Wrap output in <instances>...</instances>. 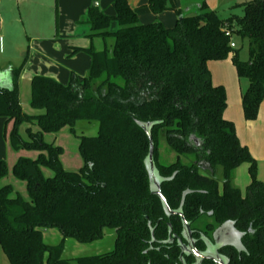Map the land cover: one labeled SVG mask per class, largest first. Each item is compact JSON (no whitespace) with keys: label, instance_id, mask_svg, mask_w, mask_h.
I'll list each match as a JSON object with an SVG mask.
<instances>
[{"label":"trees","instance_id":"obj_1","mask_svg":"<svg viewBox=\"0 0 264 264\" xmlns=\"http://www.w3.org/2000/svg\"><path fill=\"white\" fill-rule=\"evenodd\" d=\"M198 2L193 16L179 13L182 19L173 28L139 22L141 15L174 9L173 0H149V6L137 9L127 0H115L114 15L91 7L88 38L101 39L104 50L71 48L70 57H90L83 79L71 72L65 85L34 77L30 107L38 114L25 113L20 100L19 80L28 57L12 69L11 87H0V118L14 125L15 150L39 156L20 158L13 169L15 178L26 184L30 201L2 184L8 168L0 161V248L9 264L193 261L182 256L177 242L164 243L172 235L182 236L184 227L151 194L145 165L150 142L138 123L153 124L154 160L170 209L182 210L192 228L206 218L219 226L233 223L242 238L238 248L224 251L229 264H264V183L235 124L224 118L226 90L213 85L208 68L209 62L232 56L239 78L249 82L242 99L244 117L257 120L264 101V0L236 5L243 16L228 18L210 10L206 0ZM114 23L117 31L111 30ZM235 38L248 42L247 61L240 59V49L231 48ZM81 121L97 122L98 135L80 137L83 164L78 171H67L63 148L46 143L44 135L65 128L75 133ZM162 141L177 154L175 162L165 163ZM245 164L250 176L246 197L234 185L235 171ZM44 168L54 176L45 177ZM43 229H57L60 244H47ZM106 229L116 231L112 252L64 258L66 240L93 244L103 239Z\"/></svg>","mask_w":264,"mask_h":264},{"label":"rangeland","instance_id":"obj_2","mask_svg":"<svg viewBox=\"0 0 264 264\" xmlns=\"http://www.w3.org/2000/svg\"><path fill=\"white\" fill-rule=\"evenodd\" d=\"M240 1L246 0H236L235 3ZM82 3L83 0H56L58 13L57 30L55 29L54 21L51 19H47L44 15L36 17V13L40 11L39 8H34L33 14L31 11L24 10V5H21L20 7L15 6L13 13H10L11 15L7 13L5 16L7 22L13 17H24V25L21 24L20 28L24 30L23 27H25V31L33 35L30 44L34 56H32L31 64L23 67V73L20 78L23 83V90H25V82L27 80L32 82V79L36 76L51 78L65 85L69 82L71 72H74L79 79H83L87 75L90 67V57L86 53H80L76 59H74L75 56L70 57L71 47L83 49L93 47L97 51L104 50L105 45L101 39H94L92 41L88 38V34L90 33L89 23L86 22L87 20L84 16H78ZM97 3L98 7L105 11L106 14L114 15L112 0H92L88 7H95ZM223 11L229 13L228 9ZM236 12L242 14L243 11L236 9ZM168 14L165 11L157 14V16L163 15L164 19H166ZM170 19L169 17V21L165 20L166 22L163 25H170ZM117 29L118 26L114 23L111 30L117 31ZM113 44V40L108 41L109 47H112ZM236 44L238 45L237 49L241 50L240 59L247 61L249 59L248 42L239 39ZM13 65L16 68H20L22 63ZM24 96L21 99L24 112L28 115L38 114L37 111L30 107L28 102L29 98L25 100ZM13 128L14 125L12 122H7L5 118H0V161H4L8 168V175L2 181V184L13 187L16 195L21 196L26 201H30L26 184L15 178L13 169L20 158L35 160L38 158L39 153L35 151L15 150L11 142ZM74 130L75 133H71L69 128H65L59 133L44 135L46 143L63 148L64 154L61 156V161L63 168L67 171H78L80 169L83 163L79 152V139L80 137H96L98 135L99 125L97 122L81 121L76 124ZM21 134L24 138L26 137L25 127L21 128ZM160 154L165 163H173L177 160V154L169 152L164 141L161 143ZM247 167V164L243 165L234 180V184L241 189L244 197L247 195V187L250 184L249 172L248 170L245 171ZM43 172L47 178L54 176L52 170L44 168ZM217 178H221L220 171ZM42 231L47 244L58 245L62 241V235L57 229H43ZM115 241L116 231L112 229H106L103 239L93 244H80L71 239L66 240L64 258L73 260L110 253L114 250ZM0 264H9L7 256L1 248Z\"/></svg>","mask_w":264,"mask_h":264},{"label":"crops","instance_id":"obj_3","mask_svg":"<svg viewBox=\"0 0 264 264\" xmlns=\"http://www.w3.org/2000/svg\"><path fill=\"white\" fill-rule=\"evenodd\" d=\"M91 1L92 0H83V3L80 5L78 14V16L80 17L84 16L87 20V23L89 20L88 13L91 8L88 6ZM127 1L133 9L149 6V0ZM235 1L236 0H206V4L210 10L217 12L221 17L228 18L231 15L242 17L243 12L242 14H238L236 12V9L241 8L235 6L238 4H243L250 0L240 1L238 3H235ZM114 2L115 0H112L113 6ZM172 4H174L175 8L167 11L169 14L166 19H164L163 15L157 16V14L150 12L141 15L139 17V22L143 25H148L154 22H161L163 24L166 21H169L170 17V25L167 24V27L164 25L163 26L166 28H173L181 17L179 16V13L193 16V14L198 9L197 6L199 5V2L198 0H173ZM21 5H24V10L31 11V13L33 14L34 8H39L40 11L36 13V17L44 15V17H46L47 19H51L52 21H54L56 27L55 29L57 30L58 13L56 0H7L6 3L5 0H0V87H11V71L12 69L16 68L13 64H23L25 58L28 57L25 65L29 66L32 62V56H34L33 51H31L30 44L33 35L31 33L29 34L28 31H25V27H23L24 30L20 28L21 24L24 25V17H13L8 22L5 17L7 13H13L15 6L20 7ZM170 5L171 3H168V6ZM95 7L100 9L98 7V3ZM225 9H228L229 13L224 12L223 10ZM100 10L103 11L102 9ZM237 40H239V38H235L234 42L237 43ZM77 56H75L74 59H76ZM208 68L211 73L213 85L223 86L226 90L228 105L224 113V118L235 124L237 136L241 144L249 149L251 155L257 161L258 178L264 183V101L261 105L257 120L251 122L246 121L243 112L242 99L245 91L249 86V82L247 79L239 78L237 70L232 62V56L230 55L227 60L222 62L211 61L208 63ZM19 91L20 100L25 95V100L29 98L28 102L30 105L31 81L27 80V82H25V90H23V83L21 82V80H19ZM242 167L243 166L235 171V177L238 171H241ZM246 170H248L249 172V166L245 168V171Z\"/></svg>","mask_w":264,"mask_h":264},{"label":"water","instance_id":"obj_4","mask_svg":"<svg viewBox=\"0 0 264 264\" xmlns=\"http://www.w3.org/2000/svg\"><path fill=\"white\" fill-rule=\"evenodd\" d=\"M180 19H182V17H180ZM146 132L148 138H149V142H150V150H149V154L148 157L145 161V165H146V170L148 172L149 175V180H150V190H151V194L158 196L163 204V207L165 209V212L168 216L172 217V216H179L182 220L183 223V227H184V231H183V237L185 239V242L183 241V238L178 237V242H179V247L182 251V256L183 255H187V256H193L195 257L197 264L201 263L203 260H213L216 264H227L218 254L213 253L208 254V253H201L199 252L196 247H195V242L193 240V236H192V230L190 227V224L186 221L184 214L182 212V210H178V211H173L170 209V207L167 204L166 198L163 195L162 191H161V184L164 181V179H162L160 177V174L157 170L156 164H155V160H154V142L152 139V128H153V124H142V123H138ZM227 225H224L221 229H220V233L222 235L223 231L227 232ZM236 232V231H235ZM234 231L229 235V233H226L224 235V237H228L226 239V245H234L235 243L232 242V240H239L241 236H239V234ZM219 233V234H220ZM238 235V236H237ZM176 237L173 238H169V240L165 241V244H171L173 243L174 239ZM233 238V239H232ZM153 241H154V237H153Z\"/></svg>","mask_w":264,"mask_h":264},{"label":"flooded vegetation","instance_id":"obj_5","mask_svg":"<svg viewBox=\"0 0 264 264\" xmlns=\"http://www.w3.org/2000/svg\"><path fill=\"white\" fill-rule=\"evenodd\" d=\"M210 225L213 226V228L211 230L210 229L208 230L207 226H210ZM224 225H227V228H226L227 232L223 231L222 235H221V233L219 231ZM191 230H192V233H193L192 236H193V240L195 242V247H196V249L199 252L208 253V254H211V255L213 253H216L227 264H229V260H228V256L224 253V251L226 249H228L229 247L238 248L240 246V241L236 240V239L232 240V242L235 243V246L234 245H231V246L230 245H226V239L228 237L225 238L224 235L226 233H229V235L231 234V236H233L232 232L236 231L239 234V236H241V238H242V234H240L235 229V226H234L233 223L227 222V223L219 226V225L215 224L211 218H206L205 221H202L201 223L197 224L193 228L191 227ZM173 237H176V238L174 239L173 243H171V244H174L175 242H177L178 247H179L178 237L183 238V241L185 242V239L183 237V233H182V236L172 235L170 238H173ZM241 238H240V240H241ZM181 254H182V251H181ZM189 257L193 259V261L191 263H189V264H197V261H196L195 257H193V256H189ZM181 258H182V256H181ZM206 262L207 263L209 262L208 264H216L213 260H203L199 264H205ZM183 264H186V263H183Z\"/></svg>","mask_w":264,"mask_h":264},{"label":"built area","instance_id":"obj_6","mask_svg":"<svg viewBox=\"0 0 264 264\" xmlns=\"http://www.w3.org/2000/svg\"><path fill=\"white\" fill-rule=\"evenodd\" d=\"M226 36L228 38H231V33L229 31H226ZM230 46H231L232 49H237V45H236V43L234 41L231 42Z\"/></svg>","mask_w":264,"mask_h":264}]
</instances>
